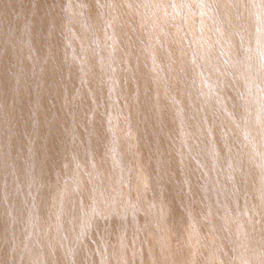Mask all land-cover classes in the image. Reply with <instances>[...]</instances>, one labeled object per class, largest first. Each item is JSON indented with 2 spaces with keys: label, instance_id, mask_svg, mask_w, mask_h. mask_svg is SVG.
<instances>
[{
  "label": "rangeland",
  "instance_id": "374dc122",
  "mask_svg": "<svg viewBox=\"0 0 264 264\" xmlns=\"http://www.w3.org/2000/svg\"><path fill=\"white\" fill-rule=\"evenodd\" d=\"M90 1L62 0L58 2V7L55 9L49 6L47 1L48 27L45 29L44 20H40L37 33L39 37L35 38L33 35L31 38L32 16L38 10L35 8L38 7V0H30L29 8L23 7L20 10L25 13V18L20 25V33L15 37L12 33L10 34L11 45L21 46V50L18 51V54L15 52L12 60H8L5 66L1 63L4 49L3 46H0V74L5 73L10 80L6 83L10 100L4 104L8 105L10 109L14 102L19 100L17 91L21 85L24 88H31L32 91L28 92V96L33 109L31 116L33 121L36 119L34 122H37L38 125L39 115H41L45 118L43 124L50 128L54 126V121L64 122L63 129L66 139L64 148L65 151L67 150L65 153L67 157L66 155L62 156L60 170L63 174L71 170V175L59 176L57 179L60 181L59 184L62 187L69 184L68 186H72L74 193L83 180L90 186L93 194L92 202L87 210L84 207H76L72 203L73 207L78 209L75 215L68 210V199L65 200L66 194L62 192L55 201L52 211L51 207L48 211L49 220L43 224V231H48V234L42 236L39 241L32 235L26 236V239L37 240L38 243L45 241L57 252L63 249L67 256L72 255L69 258L73 259L76 247L74 249L72 247L75 245L77 233L81 232L82 234L84 230L90 233L94 227L102 228L103 232L108 226L112 214L121 213L122 216L117 220L122 224V229H119L120 235L128 233L131 240L136 238L138 242L135 247L136 251L139 252L145 246L149 254H153L154 261L152 260V262L155 264H213L214 257L217 255L221 261H224L221 243L223 237H225L226 244L234 250L229 261L231 264H264L263 0H213L214 2L194 0L195 3L197 2V6L203 5L218 11L216 18L209 9L215 20V37L209 42L207 40L197 41V31L201 30L197 28V11L191 8L193 0L191 3L190 0H166V9H161L158 6L159 11L153 12L156 17L159 18L163 10L171 14L170 22L173 31L167 35L166 31L162 30L164 31L162 36L154 30L152 19L150 20L151 0H136L137 8L140 6L142 12L138 14V17H135V22L142 23L145 30L138 35L136 26H133L135 34L142 42L143 52L148 58L146 65L148 70H137L135 65L130 64L129 45L123 43L118 45L117 43L118 14L114 9L119 10L118 0H103L100 4L105 19L101 30H96L90 18L87 7ZM157 1L159 4L165 2V0ZM72 2L74 8L70 5ZM224 7H227L228 18L232 17L230 23H227V17L225 19L219 17V13ZM27 10L29 11L27 12ZM58 11L62 24L55 34L52 30V20L53 15H56ZM55 12L56 14H53ZM249 14L259 15L258 21L248 24L247 15ZM74 16H77L75 21H73ZM13 17L15 19L17 17V13L14 11ZM255 34L260 37L257 39L254 37ZM51 39H54V42ZM61 40H63L61 45H64L65 48H54ZM85 43L89 45L85 46ZM224 45L225 47H223ZM12 47L15 49L13 45ZM118 50L120 54L123 53V63L118 58ZM80 51L82 53H79ZM134 54L136 57L139 56ZM26 55H28L27 58ZM33 55H38L39 58ZM202 59L204 62L201 61ZM205 68L207 69L205 70ZM0 82L4 83L3 76H0ZM148 86L153 87V93L150 96H147L143 91ZM44 88L50 91L44 92ZM193 92L196 101L191 107L189 100L193 98ZM129 100L132 101L131 105ZM161 102L167 104L163 105ZM197 103H199V107H197ZM143 105L147 106L146 111H143ZM162 105L166 107H161ZM58 107L63 111L62 114H58L56 110ZM150 108L152 109L150 110ZM146 130L147 134L149 132L151 138H154L152 146L149 148L152 152L146 148L144 143H141L143 141L141 139H145L141 134L146 135ZM34 131L36 130L30 132L31 136ZM161 132L164 133L163 137L166 139L167 149H169L168 164H163L160 160L163 146L161 139L156 137ZM99 135L104 140L96 139L99 138ZM77 136L79 139L85 136L79 140L82 142H80L81 147L87 149H85L87 152L83 151V162L77 158L74 152L75 142L73 139L76 140ZM30 139L33 140V137ZM168 139L172 141H168ZM181 139L182 141L179 143ZM94 140H98V147ZM99 140L105 143L102 145ZM173 141L174 143H171ZM215 141H220L222 144ZM30 143L27 155L35 158L33 142ZM192 143L196 144L192 146ZM100 147L105 148L106 156L104 158L107 161L99 159L98 162V159H94L102 155ZM93 148L96 150L94 151ZM92 149L93 151H91ZM199 149L200 153L204 152L201 155L207 154V157L206 155L200 156ZM174 152L176 154L178 152L177 156ZM143 153H147L150 163L156 162L157 167L162 164L167 167H164V170L165 175L171 178L167 181L171 190L167 186L166 192L168 195L173 194V203L169 205L166 203L167 201L162 203L160 195L154 194L158 183L165 179L163 176L148 179L149 176L145 170L150 163L145 168L142 166L144 163V161L142 163ZM194 153L198 155L195 156ZM96 154L98 155L96 156ZM183 157L188 158L185 161ZM152 158H157L158 162ZM218 159L221 165L217 162ZM139 160L140 163H138ZM200 161L202 162L200 163ZM207 164H211L212 167ZM81 174L86 175L87 178L82 177ZM105 175L104 181L103 176ZM30 177L32 176L30 175ZM41 188L43 189V187ZM51 191L52 189L49 188L44 189L42 195ZM111 193L113 196L110 195ZM198 193L202 196V205L198 204L196 200ZM111 196L112 198H110ZM32 197L34 201L39 196L32 195ZM255 197H259V203L254 202ZM68 198L72 202L69 196ZM143 203L151 204L150 208L141 206ZM227 203L229 204L225 206ZM256 205H259L260 214L256 213ZM143 208L144 212L141 211ZM172 209H174L173 218H180L184 226L174 224L173 232L169 237H157L156 243L150 246L151 227H153L151 235L159 234L157 211L158 213L162 211V216H166L168 213L172 218ZM7 216L10 223L17 224L21 221L11 212ZM33 220L36 219L33 218ZM63 223L70 226L67 232L63 228ZM32 225L31 216L27 215L23 223L25 231L29 232ZM143 231H149V233L144 237L145 242L142 246ZM239 248L241 253L236 251ZM126 252L129 253L127 250ZM101 257L102 264H127L122 255H114L112 260L105 255ZM72 261L74 262L75 258Z\"/></svg>",
  "mask_w": 264,
  "mask_h": 264
},
{
  "label": "bare ground",
  "instance_id": "6f19581e",
  "mask_svg": "<svg viewBox=\"0 0 264 264\" xmlns=\"http://www.w3.org/2000/svg\"><path fill=\"white\" fill-rule=\"evenodd\" d=\"M47 1L49 2V6H51L53 9L58 7V2L62 0H38L37 5L38 8L37 12L32 16V33L31 38L33 35L35 38L38 36V27L40 24V20H44V28L46 29L48 27L47 22L48 18L46 17V13L48 10V5ZM103 0H91L88 2L87 7L89 8V14L90 18L92 19L94 26L96 30H101L103 24H105V19H104V13L101 8V3ZM189 1V0H187ZM192 0L189 2L191 3ZM209 2H214L213 0ZM244 2V1H243ZM258 2V1H256ZM261 2V1H260ZM264 2V0H263ZM36 3V2H35ZM248 3V2H247ZM31 4L30 0H0V46H3L4 52L2 53L3 59H1V63L3 66H5L6 62L8 60H12V56L16 52L18 54V51L21 50V46H18L16 44H12L15 49L11 45V39H10V34L12 33L13 36L15 37L18 35L20 32V25L23 22L25 18V13L21 12L23 7L29 8V5ZM162 7H161V5ZM158 3L157 0H151L149 12H150V20L152 19V24L154 27V30L160 35H163L162 30L166 31L167 35H170V33L173 31L172 24L170 22L171 20V14L169 12L166 13V10H163L162 13H160V17H156L153 12H157L158 6L161 9H166V0L165 2ZM251 4V3H250ZM257 4V3H256ZM262 4V3H261ZM260 4V5H261ZM72 8H74V3L72 2L70 4ZM117 5L119 7V10L114 9L116 13L118 14V28H117V37H118V45L120 43L123 44H128L129 49H130V57L129 61L130 64L135 65L137 70H148L146 65L148 64V58L145 56V53L143 52V47H142V42L140 39L137 37L140 33H143L145 28L142 23L140 22H135V17H138V14L142 12L141 7L139 6L137 8V2L136 0H118ZM33 6V5H32ZM64 6V5H63ZM109 6V4H108ZM61 7V6H60ZM202 7V8H199ZM251 7V5H250ZM192 10L197 11V28L200 29L201 31H197V41L198 40H207L208 42L211 41L215 37V20L212 17L211 13L209 12L210 10L215 14L217 18V13L218 11L216 9L212 8H206L203 5L197 6V2L195 3L193 0V5H191ZM76 9V8H75ZM109 9V8H108ZM210 9V10H209ZM36 10V9H35ZM227 7H224L221 9L219 13V17H222L225 19L227 17L228 21L227 23H230L231 18H228L227 16ZM13 11L17 13L16 19L13 17ZM25 11V10H24ZM29 10H27L28 12ZM57 11V10H56ZM247 12V11H246ZM258 13V12H257ZM53 14H56L53 13ZM74 14V13H73ZM246 14V13H244ZM32 15V14H31ZM52 15V14H51ZM53 20H52V30L57 32L59 29V26L62 24L61 21L59 20V11L56 15H53ZM259 16V15H258ZM258 16L255 14H249L247 15V23L251 24L255 21H258ZM77 16L73 17V21H75ZM246 17L244 18V20ZM51 20V19H50ZM42 23V22H41ZM151 24V23H150ZM235 24V22H234ZM42 25V24H41ZM136 26L138 30V35L135 34L134 31V26ZM31 26V25H30ZM109 26V25H108ZM64 27V26H63ZM29 28V27H28ZM76 28V27H75ZM93 28V27H91ZM64 29V28H62ZM74 29V28H73ZM87 29V28H86ZM77 31H80L76 29ZM70 32V31H69ZM83 32V31H82ZM81 32V33H82ZM46 33V32H45ZM53 33V32H52ZM80 33V34H81ZM89 34V33H88ZM50 35V34H49ZM77 35V34H76ZM84 35V34H82ZM57 36V35H56ZM55 36V38H56ZM71 36H73L71 34ZM85 36V35H84ZM93 36V35H92ZM98 38V35H96ZM103 36V35H101ZM30 37V36H29ZM39 37V36H38ZM44 37V36H43ZM51 37V36H50ZM49 37V38H50ZM59 37V35H58ZM78 37V36H77ZM82 37V36H81ZM86 37V36H85ZM108 37V36H107ZM254 37L257 39L260 37V35L255 34ZM62 38V37H61ZM60 38V39H61ZM79 38V37H78ZM199 38V39H198ZM232 38V37H231ZM69 39V38H68ZM74 39V38H73ZM83 39V37H82ZM19 40V39H18ZM30 40V38H29ZM54 42V39H51ZM86 40V38H85ZM101 40V39H100ZM216 40V39H215ZM218 40H220L218 38ZM222 40V39H221ZM226 40V39H225ZM62 41H60V45L54 46L60 47V48H65L64 45L62 44ZM79 41V40H78ZM82 41V40H81ZM80 41V42H81ZM224 41V40H223ZM230 41V40H229ZM228 41V42H229ZM50 42V41H49ZM52 42V43H53ZM58 42V39H57ZM86 42V41H85ZM101 42V41H100ZM18 43V42H16ZM64 43V42H63ZM84 43V42H83ZM82 43V44H83ZM95 43V42H94ZM163 43V42H162ZM25 44V43H24ZM54 44V43H53ZM96 44V43H95ZM103 44V42H102ZM227 44V43H226ZM230 44V43H228ZM227 44V45H228ZM29 45V44H28ZM36 45V44H35ZM45 45V44H44ZM43 45V46H44ZM49 45V44H48ZM68 45V44H67ZM72 45V44H71ZM88 46V43H85V46ZM97 45V44H96ZM218 45V44H215ZM70 46V45H69ZM93 46V45H92ZM23 47V46H22ZM38 47V46H37ZM46 47V46H45ZM51 47V46H50ZM79 47V46H78ZM83 47V46H82ZM166 47V46H165ZM212 47V45H210ZM225 47V45L223 46ZM84 48V47H83ZM93 48V47H92ZM208 48V47H207ZM215 48V47H214ZM229 48V47H228ZM227 48V49H228ZM48 49V48H47ZM67 49V48H66ZM88 49V48H87ZM221 49V48H220ZM224 49V48H223ZM23 50V49H22ZM29 50V49H28ZM43 50V49H41ZM49 50V49H48ZM61 50V49H60ZM64 50V49H62ZM75 50V49H74ZM126 50V49H125ZM57 51V50H56ZM82 51V50H81ZM79 53H82V52ZM88 51V50H87ZM45 52V51H43ZM60 52V51H59ZM63 52V51H62ZM68 52V51H67ZM78 52V50H77ZM86 52V51H85ZM91 52V51H88ZM239 52V51H238ZM116 53V52H115ZM136 53L139 56H135ZM206 53V52H202ZM210 55V52H208ZM207 53V54H208ZM26 54V53H25ZM29 54V53H28ZM34 54V53H33ZM41 54V53H40ZM38 54V55H40ZM47 54V53H46ZM52 54V53H50ZM49 54V55H50ZM119 54L118 58L121 60V62H124L123 58V53L120 54L119 50L117 52ZM199 54V53H198ZM257 54V53H256ZM23 57V53L21 54ZM38 55H36L38 57ZM43 55V54H42ZM41 55V56H42ZM72 55V54H71ZM28 55H26L27 58ZM36 57L35 55H33ZM40 56V57H41ZM47 56V55H46ZM53 56V55H52ZM55 56V55H54ZM59 56V55H58ZM79 56V55H78ZM203 56V55H202ZM33 57V58H34ZM60 57V56H59ZM63 57V56H62ZM204 57V56H203ZM207 57V56H206ZM25 58V59H26ZM29 58V57H28ZM31 58V56H30ZM29 58V59H30ZM39 58V57H38ZM66 58V57H65ZM157 58V57H156ZM155 58V59H156ZM164 58V57H163ZM205 58V57H204ZM24 59V57H23ZM87 59V58H86ZM159 59V58H158ZM39 60V59H38ZM48 60V59H47ZM68 60V59H67ZM91 60V59H90ZM210 60V59H209ZM37 61V60H36ZM66 61V59H65ZM85 61V60H84ZM201 61L204 62L202 59ZM208 61V59H207ZM212 61V60H211ZM258 61V60H257ZM24 62V61H23ZM27 62V61H26ZM58 62V61H57ZM81 62V61H80ZM154 62V60H153ZM215 62V61H214ZM53 63V62H51ZM83 63V62H81ZM156 63V62H155ZM202 63V62H201ZM257 63V62H256ZM259 63V62H258ZM77 64V63H76ZM242 64V63H241ZM53 65V64H52ZM65 65V64H64ZM154 65V64H153ZM206 65V63H204ZM208 65V64H207ZM264 65V64H263ZM59 66V65H58ZM211 66V65H210ZM64 67V66H63ZM208 67V66H207ZM213 67V66H212ZM211 67V68H212ZM216 67V66H215ZM22 68V67H21ZM49 68V67H48ZM210 68V69H211ZM262 68V67H261ZM32 69V68H31ZM42 69V68H41ZM50 69V68H49ZM123 69V68H122ZM160 69V68H159ZM207 68H205L206 70ZM209 69V70H210ZM213 69V68H212ZM238 69V68H237ZM56 70V69H55ZM58 70V69H57ZM60 70V69H59ZM65 70V69H64ZM68 70V69H67ZM21 71V70H20ZM49 71V70H48ZM3 72V71H1ZM33 72V71H32ZM53 72V71H52ZM64 72V71H63ZM192 72V71H191ZM8 73V72H7ZM65 73V72H64ZM65 75V74H64ZM196 75V74H195ZM0 76H3L4 83L0 82V264H102L101 261V256H104L109 258L110 260L113 259L114 255H122L123 260L127 264H155V262H152L153 260V254H149L148 249L143 246L144 244V237L149 233L146 231H143L142 234V250L139 252L136 251L135 247L136 244L138 243L136 241V238L130 239L128 236V233L123 234V236L120 235L119 229H122V224L118 222L117 220L120 218L121 213H114L112 214L111 219L109 220L108 223V230L107 227L102 232V228L99 227H94V229L88 233L86 230H84L81 234V232L77 233V239L75 241V245L72 247V249L75 248L74 252V258L75 261L73 262L72 258H69L70 256H67L66 252L62 249L61 251L57 252L55 249H53L48 243L45 241L42 243H38L40 238L42 236H45L48 234V231L45 232L43 231V224L45 221L49 220V214L48 211L51 207L52 208L55 204V201L59 198V196L64 192L66 194L65 200L68 199V210L72 211L75 215L78 211L76 207H84L86 210L89 208L93 194L90 190V186L84 182L83 180L79 183V187H81L79 190L77 189L74 193L72 190V186H68L69 184H65L66 186L62 187L59 183L60 181L57 180L59 176H65L66 175H71V170H68L67 172L61 173L60 167L62 165L61 160L62 156L66 155V151L64 148V145L66 143V139L64 137V122L61 121H54V126L50 128L47 125H44V120L41 115H39L38 119V125L37 122L35 123L34 120L32 119V113L33 109L31 104L29 103V96L28 92H31V88H24L23 85H21L18 88V95L19 100L15 101L13 106L9 109V106L4 104V102L9 101L10 98L8 97V86H7V81H10L9 78L6 76V74H0ZM20 76V75H19ZM53 78V77H52ZM194 78V77H193ZM38 79V78H37ZM54 79V78H53ZM64 79V78H63ZM71 79V78H70ZM33 80V79H32ZM45 85V84H44ZM51 86V85H50ZM160 86V85H159ZM240 87V86H239ZM152 86H148L146 89L143 91L147 96H150L152 92ZM55 89V88H54ZM200 89V88H199ZM185 90V89H184ZM195 90V89H194ZM201 90V89H200ZM206 91V89H203ZM44 92H49L50 90L47 88L43 89ZM70 91V89H69ZM73 91V90H72ZM197 92V91H196ZM191 93V92H190ZM205 93V92H204ZM167 94V93H166ZM62 95V94H61ZM71 95V94H70ZM191 100L188 102L190 103L191 107L195 104V95L194 92L192 93ZM209 95V94H208ZM36 96V95H35ZM46 96V94H45ZM59 96V95H58ZM212 96V95H210ZM54 97V96H53ZM161 97V96H160ZM38 98V97H37ZM229 98V97H228ZM54 99V98H53ZM160 99V98H159ZM198 99V96H197ZM230 99V98H229ZM50 101V99H49ZM60 101V100H59ZM183 101V100H182ZM252 101V100H251ZM254 101V100H253ZM31 102V101H30ZM151 102V101H150ZM202 103V101H199ZM205 102V101H204ZM207 102V101H206ZM255 102V101H254ZM57 103V102H56ZM162 103V102H161ZM60 104V103H59ZM64 104V103H63ZM129 104H132V101L129 100ZM163 104V103H162ZM167 104V103H166ZM165 103L163 105H166ZM219 104V103H218ZM217 104V105H218ZM89 105V104H88ZM161 106V107H166V106ZM69 106V105H68ZM57 107V106H56ZM62 107V106H61ZM184 107V106H183ZM197 107H199V103H197ZM50 108V106H49ZM55 108V107H54ZM73 108V107H72ZM99 108V107H98ZM222 108V107H221ZM225 109V107H223ZM152 108H150L151 110ZM180 109V108H177ZM214 109V108H213ZM218 109V108H217ZM50 110V109H49ZM52 110V107H51ZM58 111V114H62V110L60 107L56 109ZM100 110V109H99ZM123 110V109H122ZM147 110V106L143 105V111ZM211 110V109H210ZM215 110V109H214ZM220 110V109H219ZM48 111V110H47ZM212 111V110H211ZM216 111V110H215ZM221 111V110H220ZM227 111V110H225ZM46 112V111H45ZM75 113V112H74ZM239 113V112H238ZM35 114V113H34ZM104 114V113H103ZM230 114V113H229ZM234 114V113H233ZM101 115V114H100ZM220 115V114H219ZM247 115V114H246ZM46 116V114H45ZM76 117V116H75ZM164 117V116H163ZM104 118V117H103ZM228 118V117H227ZM103 120V119H102ZM174 121V120H173ZM194 121V120H193ZM104 122V121H103ZM158 122V121H157ZM69 123V122H68ZM77 123V122H76ZM99 123V122H98ZM233 123V122H232ZM52 124V123H51ZM97 124V123H94ZM98 125V124H97ZM162 125V124H161ZM172 125V124H171ZM188 125V124H187ZM99 126V125H98ZM170 126V125H169ZM184 126V125H183ZM93 127V126H92ZM102 127V126H101ZM177 127V126H176ZM193 127V126H192ZM205 127V126H204ZM210 127V126H208ZM40 128V130H39ZM66 128V127H65ZM34 134L31 136V131L33 130ZM105 129V128H103ZM169 129V128H168ZM174 129V128H172ZM66 130V129H65ZM148 130V129H147ZM146 130V135L141 134V136L145 139L141 143H144L146 148L152 152L151 149H149L152 146V139L151 134L148 132L147 134ZM67 131V130H66ZM174 132V130H172ZM205 131V130H204ZM229 131V130H228ZM246 131V130H245ZM21 132V134H20ZM31 132V133H30ZM69 132V131H68ZM82 132V131H81ZM105 132V131H104ZM175 133V132H174ZM205 133V132H203ZM245 133V132H244ZM80 134V133H79ZM87 134V133H86ZM171 134V132H170ZM217 135V133H215ZM220 134V133H219ZM247 134V133H245ZM249 134V133H248ZM98 135V134H97ZM96 135V136H97ZM164 133L161 132L156 138L161 139L162 141V146H163V153L160 154L161 156V163H169L167 162V156L169 155V149H167V144H166V139L163 137ZM172 135V134H171ZM193 135V134H192ZM33 137V140L30 138ZM79 136V135H78ZM77 136V139H73L75 144H74V152L76 153V156L78 159L83 162L84 155L83 151L86 149H83L80 145L79 137ZM140 136V137H141ZM191 136V135H190ZM189 136V137H190ZM228 136V135H227ZM254 136V135H253ZM105 137V136H104ZM139 137V139H140ZM182 137V136H181ZM193 137V136H192ZM103 139L104 138L99 135V138L96 139ZM169 138V136H168ZM172 138V137H170ZM205 138V137H204ZM95 139V138H94ZM106 139V138H105ZM173 139V138H172ZM193 139V138H192ZM197 139V136H196ZM214 139V138H213ZM68 140V139H67ZM176 140V139H175ZM215 140V139H214ZM218 140V139H217ZM224 140V139H223ZM222 140V141H223ZM33 142V152H34V157H31L27 155L29 153L28 147L31 144L30 142ZM91 141V140H90ZM168 141H172L171 139H168ZM182 141V139L179 141V143ZM196 141V140H194ZM206 141V139H205ZM227 141V140H226ZM72 142V141H71ZM83 142L86 143L85 140ZM95 144L97 145L98 140H94ZM99 142H102L99 140ZM203 142V141H202ZM216 142V141H215ZM218 142V141H217ZM216 142V143H217ZM82 143V142H81ZM105 142H102V145ZM158 143V142H157ZM171 143H174L171 142ZM170 143V144H171ZM211 143V139H210ZM215 143V144H216ZM218 143H221L220 141ZM232 143V142H231ZM93 145V143H91ZM94 144V145H95ZM196 144V143H195ZM192 143V146L195 145ZM214 144V146H215ZM222 144V143H221ZM234 144V143H233ZM83 145V144H82ZM100 144V146H102ZM180 145V144H179ZM191 145V144H190ZM205 145V144H204ZM220 145V144H219ZM261 145V144H260ZM68 146V145H67ZM72 146V145H71ZM91 146V145H90ZM155 146V145H154ZM175 146L176 143H175ZM183 146V145H182ZM213 146V145H212ZM66 147V146H65ZM73 147V146H72ZM92 147V146H91ZM94 147V146H93ZM98 147V145H97ZM170 147V146H169ZM195 147V146H194ZM208 147V146H207ZM217 147V146H216ZM221 147V146H220ZM247 147V146H246ZM67 148V147H66ZM142 148V147H141ZM176 148V147H175ZM181 148V147H180ZM179 148V149H180ZM196 148V147H195ZM198 148V146H197ZM222 148V147H221ZM68 149V148H67ZM94 149V148H93ZM93 149L91 151H93ZM102 152V155H99L96 157L98 154H96L95 160L98 159V162L106 156L105 154V148L103 149L100 147ZM202 149V148H201ZM215 149V148H214ZM73 151V148L71 149ZM87 150V149H86ZM85 150V152H87ZM96 149H94L95 151ZM139 150V149H138ZM177 150V148H176ZM183 150V149H182ZM180 150V151H182ZM190 150V149H189ZM198 150V149H197ZM196 150V151H197ZM218 150V149H217ZM234 150V149H233ZM146 151V150H145ZM172 151V150H171ZM194 152V148L192 150ZM202 151V150H201ZM204 151V150H203ZM210 151V150H209ZM84 152V153H85ZM173 152V151H172ZM184 152V150H183ZM199 155L200 156H205L207 157V154L201 155L203 153H200L199 149ZM220 152V149H219ZM218 152V153H219ZM239 152V151H238ZM243 152V151H242ZM94 153V152H93ZM142 153V152H141ZM158 153V152H157ZM175 155L177 156L176 152H174ZM181 153V152H180ZM187 153V152H186ZM215 153V152H214ZM95 154V153H94ZM144 154V160H142V166L145 168V166L148 164L149 165V159L147 156V153ZM149 154V152H148ZM154 154V153H153ZM197 154V153H196ZM194 153V155L196 156ZM173 155V154H172ZM184 155V154H183ZM188 155V153H187ZM190 155V154H189ZM193 155V154H192ZM198 155V154H197ZM220 155V154H219ZM141 155L139 154V157ZM150 157H152L151 154H149ZM194 156V158H195ZM217 156V155H216ZM67 157V155H66ZM173 157V156H172ZM182 157V156H181ZM185 157V156H184ZM183 157V158H184ZM224 157V156H223ZM222 157V158H223ZM232 158V156H230ZM89 158V157H88ZM87 158V159H88ZM107 158V157H106ZM143 158V157H142ZM158 158V157H157ZM156 158V159H157ZM188 158V157H187ZM186 158V159H187ZM191 158V157H190ZM100 159V160H99ZM153 160H156L152 158ZM169 159V158H168ZM184 158V160L186 161ZM207 159V158H205ZM106 160V159H105ZM141 160V159H140ZM140 160L138 163H140ZM159 160V161H160ZM170 160V159H169ZM173 160V158H172ZM182 160V159H181ZM183 160V161H184ZM211 160V159H210ZM107 161V160H106ZM104 161V162H106ZM157 161V160H156ZM199 161V159H198ZM221 161V160H220ZM38 162V163H37ZM158 162V161H157ZM173 162V161H172ZM193 162V161H192ZM202 161H200L201 163ZM219 162V159L218 161ZM216 162V163H217ZM232 162V161H231ZM152 163V162H151ZM150 163L149 167H147V173H148V179L154 178L156 176H163L165 180L162 182L158 183V186L156 187L154 194H158L161 197L162 203L163 201H167L166 203L169 205L170 203H173L174 201V196L173 194H169L166 192V188L168 185V179H171L170 176L165 175V170L164 167L165 165H161L157 167V163L153 162L152 164ZM175 163V161H174ZM173 163V164H174ZM178 163V162H176ZM204 163V162H203ZM102 164V163H99ZM104 164V163H103ZM194 164V163H193ZM214 164V163H213ZM220 164V162H219ZM109 165V164H108ZM191 165V164H190ZM212 167L211 164H207ZM218 165V164H217ZM221 165V164H220ZM225 165V164H224ZM106 167V165L104 164ZM110 166V165H109ZM176 166V164H175ZM194 166V165H193ZM216 166V165H215ZM141 167V166H139ZM199 167V166H198ZM223 167V166H222ZM37 168V170H36ZM110 169V167H108ZM167 168V167H166ZM173 168V167H172ZM175 168V167H174ZM191 168V166H190ZM215 168V167H214ZM142 169V168H141ZM170 169V168H169ZM177 169V168H175ZM209 169V167H208ZM218 169V168H216ZM105 170V169H104ZM192 170V169H191ZM195 170V169H194ZM142 171V170H141ZM168 171V170H167ZM184 171V170H183ZM200 171V169H199ZM217 171V170H216ZM215 171V172H216ZM109 172V171H107ZM172 172V170H171ZM175 172V171H174ZM173 172V173H174ZM178 172V171H177ZM196 172V171H195ZM202 172V171H201ZM106 173V172H104ZM110 173V172H109ZM113 173V172H112ZM144 173V172H143ZM224 173V172H223ZM84 174V173H83ZM81 174V175H83ZM108 174V173H106ZM146 174V173H145ZM202 174V173H201ZM30 175L32 177H30ZM210 175V174H209ZM85 176V177H84ZM183 176V175H182ZM80 177V176H79ZM82 177L87 178L86 175H83ZM82 177H80L82 179ZM104 181L106 178V175L103 176ZM177 177V176H176ZM180 177V176H179ZM184 177V176H183ZM197 177V176H195ZM33 180H31V179ZM185 178V177H184ZM78 181V179H76ZM87 180V179H86ZM198 180V178H197ZM88 181V180H87ZM157 181V180H156ZM170 181V180H169ZM193 181V180H192ZM79 182V181H78ZM89 183V181H88ZM148 183V182H147ZM154 183V182H153ZM157 183V182H156ZM232 183V182H231ZM195 184V183H194ZM150 185V184H149ZM253 186V185H252ZM43 187V189L41 188ZM151 187V186H150ZM181 187V186H179ZM52 189L51 192H46L44 195H42V191L44 189ZM155 188V186H154ZM189 188V187H188ZM151 189V188H150ZM170 189V186H169ZM191 189V188H190ZM189 189V190H190ZM195 189V188H194ZM149 190V189H148ZM171 190V189H170ZM207 190V189H206ZM210 190V189H209ZM49 191V190H48ZM111 191V190H110ZM109 191V192H110ZM112 192V191H111ZM207 192V191H206ZM242 192V191H241ZM253 192V191H252ZM73 193V195H72ZM172 193V192H171ZM239 193V192H238ZM237 193V195H238ZM243 193V192H242ZM49 194V195H47ZM212 194V193H211ZM32 195H37L39 196L38 198L36 197L35 200L33 201ZM110 195L113 196L111 193ZM109 195V196H110ZM181 195V194H180ZM219 195V194H218ZM245 195V194H244ZM250 195V194H249ZM56 196V197H55ZM68 196L71 198V201L69 200ZM112 196L110 198H112ZM188 196V195H187ZM192 196V195H191ZM225 196V195H224ZM227 196V195H226ZM54 197V198H53ZM213 197V195H212ZM235 197V195H234ZM53 198V199H52ZM196 198V197H194ZM211 198V197H210ZM231 198V197H229ZM215 199V197H214ZM220 199V198H219ZM238 199V197H237ZM198 204L202 205V196L198 193L197 194V199ZM226 200V198H225ZM232 200V199H231ZM239 200V199H238ZM259 197H255V203H259ZM67 201V200H66ZM215 201V200H214ZM220 201V200H219ZM218 201V202H219ZM223 201V199H222ZM237 201V200H236ZM211 202V201H210ZM208 202V205H210ZM218 202H216L218 204ZM215 203V204H216ZM232 203V202H231ZM175 204V203H174ZM207 204V203H206ZM212 204V202H211ZM214 204V206H215ZM221 204V203H220ZM229 203L225 204L228 205ZM234 204V203H233ZM149 203H143L141 206H147L150 208ZM166 205V204H165ZM172 205V204H171ZM199 205V206H200ZM222 205V204H221ZM224 205V203H223ZM153 206V204H152ZM213 206V205H212ZM220 206V205H219ZM241 206V205H240ZM175 207V206H174ZM195 207V206H193ZM217 207V205H216ZM223 207V206H222ZM228 207V206H227ZM221 208V207H219ZM225 208V207H224ZM248 208V207H247ZM157 209V208H156ZM194 209V208H193ZM192 209V211H193ZM215 209V207H214ZM256 213L260 214L259 210V205H256ZM143 210V211H142ZM144 208L141 209L142 212H144ZM196 210V209H195ZM216 210V209H215ZM225 210V209H224ZM172 211V218L168 213L166 216H162V211H160L158 214L159 222L157 223L159 234H153L151 235L153 227L150 229V246H153L156 243L157 237H169L171 233L173 232L174 229V224L177 225H183V221L179 219H174L173 218V211ZM203 211V210H202ZM210 211V210H209ZM220 211V209H219ZM218 211V212H219ZM12 213L17 219H20L21 221L16 223H10L9 218L7 216L8 213ZM150 212V211H149ZM215 212V211H214ZM221 212V211H220ZM224 213V211H222ZM230 213V212H229ZM143 214V213H142ZM212 214V213H211ZM27 215L31 216L32 219V227L29 232H26L23 226L24 220ZM140 215V214H139ZM223 215V214H221ZM141 216V215H140ZM152 216V215H150ZM175 216V215H174ZM183 216V215H182ZM44 217V218H43ZM155 217V216H154ZM221 217V216H220ZM224 217V216H223ZM33 218L36 220L34 221ZM144 218V217H143ZM182 218V217H181ZM183 219V218H182ZM220 219V218H219ZM247 219V218H246ZM262 220V219H261ZM150 221V220H149ZM206 222V221H205ZM208 222V221H207ZM206 222V223H207ZM217 222V220H216ZM229 222V220H228ZM232 222V221H230ZM264 222V221H263ZM129 223V222H128ZM127 224V223H126ZM130 224V223H129ZM200 225V224H199ZM206 225V224H205ZM219 225V224H218ZM184 226V225H183ZM230 225H228L229 227ZM70 226H67L66 223H63V228L67 232L69 230ZM147 227V226H146ZM150 227V226H149ZM231 227V226H230ZM221 228V227H220ZM129 229V228H128ZM149 229V228H148ZM182 229V228H181ZM234 229V228H233ZM261 230V229H260ZM183 231V230H182ZM223 231V230H222ZM221 231V232H222ZM219 232V233H221ZM218 233V234H219ZM224 233V231H223ZM50 234V232H49ZM52 234V232H51ZM236 234V233H235ZM32 235V237L36 238L37 240H31V239H26V236ZM232 235V234H231ZM133 236V235H132ZM234 236V235H233ZM243 237V235H241ZM133 238V237H132ZM232 238V237H231ZM51 240L50 238H48ZM122 240V241H121ZM52 241V240H51ZM123 243V244H122ZM220 243V242H219ZM222 243V253L224 254V261H221L220 257L217 255V257H214V263L213 264H231L230 258L233 253V248H230V245H227L225 242V237H223V242ZM220 243V244H221ZM261 243V242H260ZM241 247V246H240ZM125 250V251H124ZM126 250L129 252L127 253ZM237 252H240V248L236 249ZM73 252V251H72ZM71 252V253H72ZM126 252V253H125ZM127 254V255H126ZM219 257V258H218ZM238 257V256H237ZM72 259V260H71ZM242 259V258H241ZM228 260V261H227ZM154 261V260H153Z\"/></svg>",
  "mask_w": 264,
  "mask_h": 264
}]
</instances>
